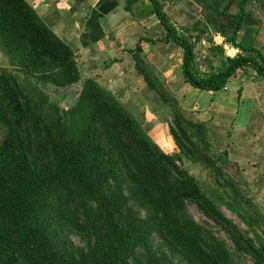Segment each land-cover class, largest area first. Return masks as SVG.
<instances>
[{
  "label": "trees",
  "instance_id": "trees-1",
  "mask_svg": "<svg viewBox=\"0 0 264 264\" xmlns=\"http://www.w3.org/2000/svg\"><path fill=\"white\" fill-rule=\"evenodd\" d=\"M146 1L139 11L154 15L165 41L181 47L193 88L217 93L252 74L264 80V0H240L226 16L222 37L239 54L227 58L209 39L205 61L197 51L204 32L176 33L161 3ZM0 53L8 63L0 68V264H264V214L242 187L249 185L240 169L139 48L131 52L134 68L171 112L174 153L162 151L111 92L81 77L74 50L25 0H0ZM68 86L80 93L68 95L64 109L46 91ZM184 162L201 167L209 184Z\"/></svg>",
  "mask_w": 264,
  "mask_h": 264
},
{
  "label": "crops",
  "instance_id": "crops-1",
  "mask_svg": "<svg viewBox=\"0 0 264 264\" xmlns=\"http://www.w3.org/2000/svg\"><path fill=\"white\" fill-rule=\"evenodd\" d=\"M32 1L29 2L33 7L36 3L32 4ZM67 1L72 0H56L54 2L56 5H64L68 9ZM128 1L130 0H92L88 8L90 14L85 22L86 27L82 29V26L75 23L79 29V36L83 39L85 37L87 42L94 40V63L98 58L104 56L105 52H110V50L114 52L113 59L109 62L112 67L107 66L105 74L97 76L94 80L97 83L102 80L103 84L117 82L115 86H108L107 83L104 87L117 88L121 96L124 91L128 97L133 96L132 98H134L139 89H145L146 84L136 72V74H131L124 71L122 64L123 58L132 59L131 52L139 48L143 59L155 70L162 83L189 118L205 124L213 144L218 147V150L227 151L229 160L240 169L241 181L250 184L248 179L255 177L264 181V80H256L252 74L250 76L252 80H231L230 82L234 84H228L225 89L217 93L193 88L186 83L183 75L181 47L165 41L166 31L154 15L139 11L147 5V1H138L130 11L126 9ZM158 1L176 33L182 34L188 31L187 37H196L201 31L204 32L197 47V51L205 55L202 61L210 57L208 56L209 39L222 48L225 57L234 58L239 54V51L222 37L227 33L221 34L214 28L216 21L213 20L217 17L226 20V16L231 14L226 13L223 9L238 8L241 4L238 2L239 0ZM45 2L54 4L50 0H45L44 5ZM37 14L39 16V11ZM209 14L214 16L210 18ZM102 21L106 23L108 30L106 26L104 29ZM88 27L90 28L88 29ZM89 32L92 34V39L87 37ZM262 33L263 35L258 41L264 47V28ZM102 40L107 43V46L103 44ZM202 42L206 43L205 47L201 46ZM88 44L83 45L86 52L90 47ZM74 52L76 54L78 50L75 49ZM208 62L212 69L219 66L217 58H211ZM132 64L134 67V63ZM200 65L204 72L208 71L209 67L202 63ZM110 75L111 77H109ZM126 82L129 84L124 87ZM121 83H123L122 86H120ZM253 117L257 122L252 121ZM170 121L171 115L169 116V114L164 123L158 121L154 115L145 116V123L150 124L146 133L154 139L148 131L151 132L153 127L165 129L172 144V138L168 133ZM154 128L152 131L155 130ZM162 135L164 137V133ZM226 137L232 138L234 141L230 145H226L227 148L224 149L225 144L221 140H225ZM239 137H242L243 141H239ZM167 145V150L172 153L176 151L174 144L169 145L168 142Z\"/></svg>",
  "mask_w": 264,
  "mask_h": 264
},
{
  "label": "rangeland",
  "instance_id": "rangeland-1",
  "mask_svg": "<svg viewBox=\"0 0 264 264\" xmlns=\"http://www.w3.org/2000/svg\"><path fill=\"white\" fill-rule=\"evenodd\" d=\"M25 1L32 7L31 3L29 2L30 0H25ZM44 1L45 0H33L32 4L35 3L36 4L32 8L35 10L36 13H38L39 11V16L43 20L44 24L63 43L71 47L73 50L75 49L78 50L79 53L76 52L75 55L81 77L94 80V78H96L97 76L104 75L107 66L112 67V65L109 62L112 61L113 59L112 55L114 54V52H112L111 50L110 52L109 51L105 52L103 54L104 56L98 58L97 62L94 63V40L92 39V34L89 32V34L87 35V37H91L92 39V40H88L87 42L86 41L87 39H85V37L83 39L81 36L78 35L79 29L75 25V23L79 24L80 26H82V29L86 27L85 22L90 14L88 8L89 5L92 3V0H72L70 2L67 1L68 9L64 5L63 6L56 5L54 2L56 0H50L54 2V4L51 2L50 4L45 2V5L43 4ZM238 2L241 1L239 0ZM223 10H225L226 13H229L231 15H235L238 12V8H227ZM213 16L214 15L209 14L208 17L212 18ZM258 16L260 17V19H263L262 22L264 25V14L259 13ZM213 20L216 21L214 25V28L216 30H219L221 34L228 33L226 32L229 31L228 18H226V20H221L220 18L217 17V19H213ZM105 24L106 23L102 21V25L104 29L106 26ZM89 28L90 27H88V29ZM106 29L108 30L107 26ZM102 42L105 46H107V43L104 40H102ZM86 43H89L88 45L90 46L88 47L87 52L86 50H84L85 47H83V45H86ZM132 63L133 61L131 58L130 59L123 58V64H122L123 70L126 72H130L131 74H134L136 70L133 67ZM7 66H8L7 59L4 58V56L0 53V68H4ZM115 74L117 75V73ZM109 77H111V75ZM98 83L100 86H102L104 89L106 88L107 91L111 92L116 98L119 99L121 104L126 108V110L130 113V115L136 120L140 121L145 131L148 129L150 125L149 123L148 124L145 123V116L154 115L157 117L158 121L164 123L168 118V114L169 116L171 115L169 108L166 105H164L160 101V99L156 96V94L150 91L147 88V86L145 87V89L143 88L139 89V91L134 95V98H132L133 96L128 97V95L125 94L124 91H123L124 94H122L121 96L120 93H118L117 88L109 89V87H104L105 85H107V83L109 84L108 86L110 85L115 86L117 82H106L103 84L102 80H100V82ZM128 84L129 83L126 82V85H124V87L128 86ZM228 84L232 85L234 83L228 82ZM122 85L123 83L120 84V86ZM46 92L48 93L51 99H53L54 101L56 100V102H58L59 105L64 109H67L72 103V100H68L66 97L63 98V96H61L59 93H57L55 90L51 88L48 89ZM74 96L76 97V95ZM254 117L252 118V121L257 122V120H254L255 119ZM154 129H155L154 131L152 130L151 132L148 131V133L151 134V136L154 138L152 139L149 136L151 140L165 153H172L170 152V150H167V146H168L167 144L168 142L169 145H172L174 143L172 139H171L172 144L170 143L168 136L165 132L166 130L165 129L161 130L160 128L159 129L154 128ZM163 133H164V137H162ZM249 133L250 132L248 131V134ZM238 140L243 141L242 137H239ZM221 141L224 142L225 144L224 149H226L227 148L226 145H230L234 141V139L232 138L230 139L226 137L225 140H221ZM214 148L218 149V147H216L215 145ZM183 164L184 167L190 172V174L198 178L205 187L207 184H209V180L201 167L193 166L186 162H184ZM248 181H250V184H248L249 186L242 185V187H245L249 190L250 198L253 199L256 204H258L262 213L264 214V181L259 177L249 178ZM223 212L229 219L233 220L237 225H239L240 228H243V226L227 210L223 209ZM190 213L195 218L196 221L200 220L201 218L200 213L196 209L191 208Z\"/></svg>",
  "mask_w": 264,
  "mask_h": 264
},
{
  "label": "water",
  "instance_id": "water-1",
  "mask_svg": "<svg viewBox=\"0 0 264 264\" xmlns=\"http://www.w3.org/2000/svg\"><path fill=\"white\" fill-rule=\"evenodd\" d=\"M57 93L63 96V98L67 97L68 95H76L80 93V90L74 86H68L65 89L55 90Z\"/></svg>",
  "mask_w": 264,
  "mask_h": 264
},
{
  "label": "built area",
  "instance_id": "built-area-1",
  "mask_svg": "<svg viewBox=\"0 0 264 264\" xmlns=\"http://www.w3.org/2000/svg\"><path fill=\"white\" fill-rule=\"evenodd\" d=\"M201 46L202 47H205L206 46V43L205 42H202L201 43ZM201 56H202V60L205 58V55H204V53H201Z\"/></svg>",
  "mask_w": 264,
  "mask_h": 264
}]
</instances>
